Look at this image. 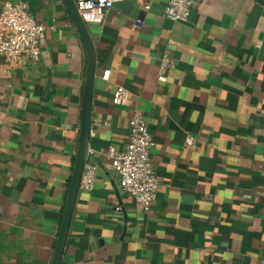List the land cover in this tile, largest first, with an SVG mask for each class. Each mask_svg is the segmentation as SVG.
Returning a JSON list of instances; mask_svg holds the SVG:
<instances>
[{"label":"crops","instance_id":"1","mask_svg":"<svg viewBox=\"0 0 264 264\" xmlns=\"http://www.w3.org/2000/svg\"><path fill=\"white\" fill-rule=\"evenodd\" d=\"M4 1L23 2L44 30L36 61L0 57V264H51L85 51L62 0ZM167 2H116L86 25L95 72L84 166L95 178L78 189L61 264H264V0H195L185 22L165 17ZM118 85L124 104L112 101ZM134 108L158 177L147 214L106 154L123 146Z\"/></svg>","mask_w":264,"mask_h":264},{"label":"built area","instance_id":"2","mask_svg":"<svg viewBox=\"0 0 264 264\" xmlns=\"http://www.w3.org/2000/svg\"><path fill=\"white\" fill-rule=\"evenodd\" d=\"M124 0H73L78 15L86 25H100L104 21L105 12L116 3ZM142 11L150 8V0H135ZM195 0H168L164 7V15L172 21H187ZM136 26L141 21L136 19ZM44 25L37 22L27 11L21 1H4L0 5V57L8 63L16 64L21 59L36 61L40 55L39 42ZM169 65L167 58H162L157 75L159 81L165 82V69ZM108 70L103 72L107 79ZM128 93L118 85L113 93L115 104H124ZM187 143L190 142L188 137ZM153 141L147 130L140 110L132 109L128 121V135L121 148L109 146L107 157L118 177L119 187L137 203L142 213L150 211L158 188V177L150 161V149ZM94 169L84 166L79 187L90 190L94 184Z\"/></svg>","mask_w":264,"mask_h":264},{"label":"water","instance_id":"3","mask_svg":"<svg viewBox=\"0 0 264 264\" xmlns=\"http://www.w3.org/2000/svg\"><path fill=\"white\" fill-rule=\"evenodd\" d=\"M68 11L73 27L85 51V72L81 103L79 135L75 158L70 175L68 192L59 224L51 264H61V257L65 246L69 223L72 217L75 199L79 189L80 177L87 159L88 141L91 128V95L95 72V53L86 24L78 15L73 0H62Z\"/></svg>","mask_w":264,"mask_h":264}]
</instances>
